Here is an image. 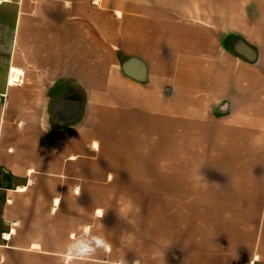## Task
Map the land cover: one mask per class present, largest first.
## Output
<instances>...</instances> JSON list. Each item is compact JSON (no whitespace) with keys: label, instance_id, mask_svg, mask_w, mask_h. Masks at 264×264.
<instances>
[{"label":"crops","instance_id":"1","mask_svg":"<svg viewBox=\"0 0 264 264\" xmlns=\"http://www.w3.org/2000/svg\"><path fill=\"white\" fill-rule=\"evenodd\" d=\"M5 8L0 264H264V0Z\"/></svg>","mask_w":264,"mask_h":264},{"label":"rangeland","instance_id":"2","mask_svg":"<svg viewBox=\"0 0 264 264\" xmlns=\"http://www.w3.org/2000/svg\"><path fill=\"white\" fill-rule=\"evenodd\" d=\"M1 10V9H0ZM12 10L5 8L0 11V84L6 83L9 76V53H10V25L12 21ZM187 194L178 193H151L143 192L137 194H131V201H143L147 204L154 205V208L147 209H131V219L148 216L153 217L157 215L164 219L168 217H185L187 213L186 209V196ZM197 197V193L194 194ZM201 195V194H200ZM2 201V198H0ZM139 241L131 242V249H136ZM147 243V242H146ZM106 246L104 241V247Z\"/></svg>","mask_w":264,"mask_h":264},{"label":"bare ground","instance_id":"3","mask_svg":"<svg viewBox=\"0 0 264 264\" xmlns=\"http://www.w3.org/2000/svg\"><path fill=\"white\" fill-rule=\"evenodd\" d=\"M12 69V68H11ZM10 69V70H11ZM22 76V71L16 68H13L10 72H9V76H8V84L10 86H14L15 82L18 81L20 79V77ZM22 78V77H21ZM23 81V80H22Z\"/></svg>","mask_w":264,"mask_h":264},{"label":"water","instance_id":"4","mask_svg":"<svg viewBox=\"0 0 264 264\" xmlns=\"http://www.w3.org/2000/svg\"><path fill=\"white\" fill-rule=\"evenodd\" d=\"M10 185V179L8 176H5L2 182V189H8Z\"/></svg>","mask_w":264,"mask_h":264},{"label":"built area","instance_id":"5","mask_svg":"<svg viewBox=\"0 0 264 264\" xmlns=\"http://www.w3.org/2000/svg\"><path fill=\"white\" fill-rule=\"evenodd\" d=\"M18 84H21L20 79H19L18 81L15 82V85H18ZM4 98H5V96H3V95L0 96V102H1V100L4 99Z\"/></svg>","mask_w":264,"mask_h":264}]
</instances>
